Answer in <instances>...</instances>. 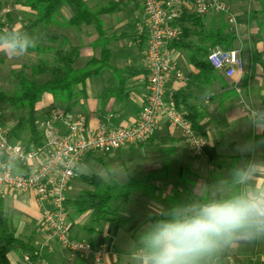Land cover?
<instances>
[{
    "label": "crops",
    "instance_id": "1",
    "mask_svg": "<svg viewBox=\"0 0 264 264\" xmlns=\"http://www.w3.org/2000/svg\"><path fill=\"white\" fill-rule=\"evenodd\" d=\"M97 1V3H107L111 0ZM6 2L8 0H0V5ZM124 3L127 5L123 11L115 14L116 16L123 15V20L120 17L121 19L115 20L111 25L110 21L103 20L104 17H111V15L101 17L105 30L109 34L108 38L111 39L108 46L111 52L110 70H105L98 76L90 78L84 86L78 88V91L84 92V96L79 99L78 104L72 110V114L85 115L89 127L93 130L103 125L113 129L133 126L139 119L147 95L148 37L144 30L143 6L140 0H128ZM9 7L12 13L7 16L8 19L3 23L2 29L0 28V33L13 27L26 31L27 24L19 18V15L22 13L29 15L30 10L17 4ZM71 17L72 15L67 20L69 21ZM237 22V26H232L236 32L249 31V26L242 25L240 20ZM253 28L251 30L255 31ZM40 29L42 28H37L35 33L30 35L38 37ZM63 29L70 32L69 27ZM57 30L61 31L60 28ZM62 36L59 33L53 36L52 42L57 46L53 45L51 48L69 46L64 41L65 39L71 44L69 36L65 33ZM89 39L88 45L79 46L81 58L77 62L78 67L85 66L93 58H101L102 47L99 44L98 35H92ZM240 43L239 41L237 44L240 45ZM253 48L262 55L264 60V41L258 42ZM240 50H242L241 55L245 61L244 74L228 78L218 72L223 74L225 86H221L219 81L214 82L209 89L201 86L190 101V104L197 107L202 114L201 126L206 132L207 147L215 148L219 157L217 162H209L205 155L195 154L181 131L171 128L167 120L161 118L158 131L146 143L122 148L128 152L125 154L126 159L121 160L122 163H127L130 159L140 160L138 165L144 167L145 174L143 175L148 176L145 185L151 186H149L151 194L146 195L141 192L136 195L134 193L128 201H123L125 205L132 204L139 211L125 212L126 210L119 206L117 211L120 218L119 224L92 223L90 215L77 216L69 207L67 224L70 237L75 241L89 243L94 248L101 249L104 254L98 264H137L133 259V253L142 247L140 237L150 230L157 220L167 217L174 210L189 211L196 204L227 199L236 187L241 189L240 185L233 183L231 177L233 167L252 158L264 161V145L258 147L255 154H241L236 150L238 145L248 140H264V132H259L252 127L247 121L246 114L248 107L264 108L263 68L259 63L253 62V51L250 50L248 58H244L243 49ZM7 56L11 57L0 52V63L5 58L7 59ZM172 58L186 80L178 81L172 75L166 85L167 99H173L176 92L185 89L198 73L189 62L185 51L172 50ZM118 70L123 72L121 80L125 82L121 92L123 95L120 96L117 95L118 80L114 76V71ZM54 106L52 96L43 97L37 105L38 116L41 119L38 122L43 121ZM5 125L2 124L3 127ZM12 141H18V139L12 138ZM41 159L36 160L33 166L37 167ZM90 160L88 154L81 161L84 163ZM141 166L139 167L142 168ZM81 169L78 167V171ZM15 172L24 173L26 169L17 167ZM80 176L77 177L79 180ZM177 179L181 180L182 184H185L183 180L186 179L189 185H164L163 190L155 186L157 183L173 182ZM255 184L264 186V176L258 177ZM175 188H178V191L173 193L171 189ZM82 190L83 188L77 189L70 185L68 198H76ZM0 206L12 219L17 235L20 238L31 240V243L44 257L46 264H97L92 256L73 255L65 251L56 239L49 238L48 235L40 232L42 211L36 201L35 193L13 192L0 186ZM228 251L244 253L246 256L255 253L257 264H264V240H258L257 244L237 243L205 257L202 264H221V258ZM9 260L10 264H23L16 253H11Z\"/></svg>",
    "mask_w": 264,
    "mask_h": 264
},
{
    "label": "trees",
    "instance_id": "2",
    "mask_svg": "<svg viewBox=\"0 0 264 264\" xmlns=\"http://www.w3.org/2000/svg\"><path fill=\"white\" fill-rule=\"evenodd\" d=\"M14 4L28 8L31 12L29 15L34 17L31 24L26 27V32L29 34L39 27L49 31L53 26L62 29L68 27L81 29L84 25L93 26L102 47L101 58H93L83 67L77 66V62L81 58V48L69 44L67 39L64 40L69 45L67 47L30 49L31 51L35 50L36 56L49 54L53 57L39 58L37 63L24 65L22 70L14 73L16 90L13 95L0 91V104L4 103L13 109L25 112L24 116L17 119V123L10 130L9 137L25 141L23 144L27 150H30L39 148L44 140L37 124L39 114L37 105L43 97L52 96L55 106L63 107L67 113H72L79 99L84 96V92L78 91V88L84 86L90 78L98 76L105 70H110L111 52L108 46L111 39L106 36L107 31L101 17L119 14L127 4L109 1L98 5L96 10H92L86 0H15ZM261 5V11H253L251 16L249 15V23L256 24L255 32L250 37L251 40L246 42L249 43L250 50L253 51V62L259 63L264 72L262 55L254 51L253 48L258 42L264 40V2H261ZM65 8H68L72 13L69 21L66 18L63 21L62 10ZM259 12L262 17L260 20L257 14ZM211 17L204 18L192 13H184L177 24L182 31V36L171 47L172 50L185 51L189 62L198 71L185 89L174 94L173 101L177 109L181 110L185 118L192 124L194 130L204 139L206 132L201 126L202 114L197 107L190 104V101L201 86L209 89L214 82L218 81L221 86H225L223 74L218 73L210 65L207 57L211 50L217 47L229 51L234 49L239 42L236 30L225 21L224 16H220L218 22H215L216 18L211 20ZM3 26L2 23L0 28L2 29ZM122 74V71H114V76L118 80L117 95L119 96L123 95L121 92L125 85V82L121 80ZM39 77H47V79L45 82H38ZM234 93L236 92L234 91ZM203 155L209 162L219 160L215 148L204 147ZM79 178L86 189H83L76 198H67V206L77 216L90 215L92 223L119 224L120 218L117 211L113 210L111 203L119 199L128 201L134 193L140 191L148 195L150 190L148 185H145L148 177L145 180L129 179L126 184H120L113 179L107 181L97 174H83ZM185 180L183 181L187 183ZM240 191L241 189L236 187L228 198L239 194ZM177 212L185 211L174 210L161 220L172 219ZM257 242L258 240L251 243L257 244ZM11 253L18 254L22 261L24 256H28L32 264L45 262L44 257L31 243V240L20 238L17 235L12 219L0 206V264H10L9 255ZM256 256L255 253H250L246 257L235 260L236 263L241 264H257Z\"/></svg>",
    "mask_w": 264,
    "mask_h": 264
},
{
    "label": "built area",
    "instance_id": "3",
    "mask_svg": "<svg viewBox=\"0 0 264 264\" xmlns=\"http://www.w3.org/2000/svg\"><path fill=\"white\" fill-rule=\"evenodd\" d=\"M124 3L128 0H111ZM144 11V30L147 33L146 58L148 64L147 95L138 121L128 128L93 130L83 114L67 113L54 108L38 130L44 140L39 148L27 150L19 141H12L9 130L2 126L0 115V186L13 192H33L42 211L40 232L56 239L61 247L73 255H90L100 263L104 252L91 244L75 241L68 230L67 198L70 185L78 177L83 157L92 153L112 154L124 147L146 143L158 131L161 118L183 134L187 144L197 155L203 154L207 141L197 133L173 99L166 97V85L174 75L185 81L184 74L172 58V44L182 36L178 22L184 13L200 17L224 16L237 26L231 6L224 0H140ZM12 11L8 7L0 14L2 23ZM210 65L228 78L243 75L245 61L240 49L229 51L217 47L207 57ZM42 158V159H41ZM40 160L37 167L33 166ZM26 169L16 173L15 168ZM23 264H32L24 256ZM42 264H46L43 262Z\"/></svg>",
    "mask_w": 264,
    "mask_h": 264
},
{
    "label": "clouds",
    "instance_id": "4",
    "mask_svg": "<svg viewBox=\"0 0 264 264\" xmlns=\"http://www.w3.org/2000/svg\"><path fill=\"white\" fill-rule=\"evenodd\" d=\"M38 37L15 27L0 33V52L22 57L38 44ZM248 122L264 132V108L248 107ZM264 140H248L237 146L241 154H255ZM264 161L252 158L233 167V183L239 194L194 205L172 219L157 220L140 237L142 247L133 253L137 264H202L205 257L237 243L264 240Z\"/></svg>",
    "mask_w": 264,
    "mask_h": 264
},
{
    "label": "rangeland",
    "instance_id": "5",
    "mask_svg": "<svg viewBox=\"0 0 264 264\" xmlns=\"http://www.w3.org/2000/svg\"><path fill=\"white\" fill-rule=\"evenodd\" d=\"M14 1L15 0H8V2L0 5V10H2L1 12L3 13V11H6V9L10 5L11 6L14 5ZM224 1H226L232 7V10L235 13V16L237 18V21L240 20L242 25L249 26V31L248 30L247 31L239 30L237 32L238 37L241 38L239 40L241 43H240V45L237 44L235 46V48L239 47V49H243L244 58H246V57L248 58V56L250 55V46H249V43L247 44L246 41L251 40V38H250L251 34H254L253 32H255L254 30H251V28L252 27L255 28V24H256V23L255 24L249 23V15L251 16L253 11H261L262 10L261 2H264V0H259V1L258 0H224ZM87 2L89 3L92 10H96L98 5H100V4H105V2L97 3L98 2L97 0H87ZM1 12H0V14H1ZM257 14H258L259 20L262 19L260 12ZM71 15H72V13L68 8H65L62 10L63 21L65 18L68 19ZM120 17H122V20H123V18H124L123 15H120V16L111 15V17L106 16L103 18V20L104 21H106V20L110 21L111 25H113L114 21L119 19ZM125 17L127 18V15ZM19 18H21L22 21L26 22L27 26H29L34 19V17H31L30 15L23 14V13L19 15ZM214 18H216L215 22H218L220 16H213L210 19L212 20ZM7 19H8V17H6V20ZM259 20H257V21H259ZM1 24H2V20H0V25ZM237 24H238V22H237ZM41 28L42 29H40L38 31V38L39 39H38V44L35 48H38V47H40V48L45 47L46 48L49 46L52 47L53 45L55 46L56 44H53L54 42H52V39L54 38L53 36H57L58 33H59V35H61V37H63L62 36L63 33H65L66 36H69L70 40H71V44L75 47H78V46L83 45V44L88 45L89 40H90L89 37H91L92 35H96V31H95L93 26H85L84 25L81 29L70 28V32L65 31L66 29H62V28H60L61 31L58 32L57 26H53L51 29H49V31L43 27H41ZM35 30H34V33H35ZM108 35L109 34L107 33L106 36L109 37ZM241 44H243V45H241ZM30 49H34V48H30ZM34 51L33 50L28 51V53L22 57H13V56L8 57L7 56L8 58L7 59L5 58V60H3L2 63H0V91H3L4 93L13 95L15 90H16L14 73L22 70L24 65H32V64L37 63L39 58L48 59V58L53 57L52 55H49V54H40V55L36 56V52H34ZM78 66H79V64H78ZM46 79H47V77H39L37 80H38V82H43V81L45 82ZM54 108L63 109V107H57V106H54L52 109H54ZM0 115H1V123L6 124L5 128H7L10 132V130L17 123V119L20 116H24L25 112L19 111L17 109H13L11 106L4 104V103H1L0 104ZM38 120H41L40 116H38ZM19 141L22 142L21 140H19ZM23 142H25V141H23ZM118 151H116L112 154H107V155H103V154H99V153H94L92 155H89V158L91 159L90 161H87L84 163L81 161L79 167L82 169L80 171H78V176H80L82 173L87 174V175L97 174V175L103 177L107 181L110 179H113V180H116L120 184H125L129 178L134 179V180H145L148 177L147 174L143 175V174H145L144 170H143L144 167H142L141 165H138L140 160L130 159L127 163H122L121 160L126 159L127 155H125V154H127L128 152H126L123 149L120 152H118ZM139 166H141L142 168H140ZM72 185L77 187V189H82V188L86 189V186L78 178L76 179V181H74V183ZM164 185H189V184L188 183L182 184L181 180L177 179L173 182L157 183L155 186L156 187L158 186L160 189L163 190ZM149 186L150 185H148V189H150ZM171 191L174 193V192L178 191V188H175L173 190L171 189ZM139 193H141V191ZM148 194H151L150 190L148 191ZM124 203L125 202H123V199H119L118 201L112 202L111 205H112L113 210H116V211H118V209L120 207H123V209L126 210L125 212H128V211L132 212L133 210L139 211L138 208H134L132 204L125 205ZM243 257H246V254L228 252L224 255L223 258H221L222 261L220 263L221 264H241V263H236L235 259L236 258L237 259L243 258Z\"/></svg>",
    "mask_w": 264,
    "mask_h": 264
}]
</instances>
